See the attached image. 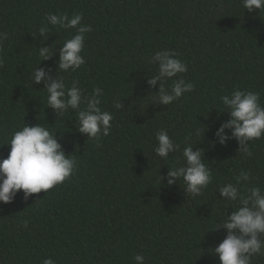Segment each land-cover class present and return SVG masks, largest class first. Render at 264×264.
Listing matches in <instances>:
<instances>
[{"label": "trees", "instance_id": "obj_1", "mask_svg": "<svg viewBox=\"0 0 264 264\" xmlns=\"http://www.w3.org/2000/svg\"><path fill=\"white\" fill-rule=\"evenodd\" d=\"M77 13L92 28L81 53L85 64L56 73L59 49L76 30L53 27L46 18ZM46 24L47 39L39 35ZM0 33L8 37L0 44V160L24 122L52 128L66 156L78 160L73 176L47 193L25 201L21 190L11 203H0V264L47 258L54 264H136L137 254L145 264H220L213 250L226 232L211 230L236 205L221 199L218 188L235 183L243 170L251 177L246 187L264 189V137L250 143L251 157L237 154L235 139L212 143L230 118L218 112L225 110L222 96L254 91L264 104V9L250 13L243 0H0ZM50 46L56 52L40 67L53 78L56 73L66 87L79 81L85 97L102 89L100 107L114 117L108 136L87 140L72 110L56 115L46 109L44 85H33L29 75L40 62L38 48ZM165 49L187 64L173 80L195 88L157 106L159 88L147 79L158 68L151 57ZM172 82L164 83L169 91ZM116 101L124 107L116 110ZM161 130L179 145L167 161L153 149ZM188 143L204 150L213 173L195 198L184 193L182 181L167 186L168 167L184 163ZM252 264H264V255Z\"/></svg>", "mask_w": 264, "mask_h": 264}, {"label": "clouds", "instance_id": "obj_2", "mask_svg": "<svg viewBox=\"0 0 264 264\" xmlns=\"http://www.w3.org/2000/svg\"><path fill=\"white\" fill-rule=\"evenodd\" d=\"M243 7L250 13L261 10L264 9V0H243ZM46 19L53 27L76 30V34L65 40L59 49L56 73L78 70L85 64L81 53L85 34L92 31L91 26L82 23L83 16L80 13L71 17L67 14H49ZM49 31L46 24L39 29V35L47 39ZM7 38L6 33H0V44ZM52 46L38 48L40 62L29 75L33 85H44L42 91L47 94L46 109H53L56 115L72 110L78 125L76 130L86 135L87 140L98 141L101 137L108 136L114 117L111 112L100 107L102 89L96 88L91 96L85 97L79 81L74 80L71 87H66L64 80L56 73V78H53L49 70L40 67L42 61L50 59L56 52L57 47L53 51ZM3 63V58L0 57V67ZM150 63L158 65L154 75L147 79L149 87L159 88L154 100L157 106L170 105L184 94L194 91L193 83L184 79L173 80L178 74L187 72V64L178 59L175 52L167 49L157 51ZM168 80L173 81L170 91L164 86ZM260 101L258 92L247 90L237 89L230 96H222L221 102L225 110L218 112L227 113L230 118L218 128L216 140L212 143L225 145L227 141L235 139L239 144L237 154L251 157L253 152L250 143L264 137V104ZM113 107L119 110L124 105L121 101H116ZM50 129L52 128L39 124L29 126L24 122L20 130L13 133L11 140L5 143L10 146V152L6 159L0 160V203H11L21 190L25 201L32 194L41 191L47 193L78 170L77 158L74 155L66 156L56 133L53 134ZM226 130L230 135L226 134ZM200 134L201 130L197 129L196 135ZM155 140L154 153L165 161L170 154L179 150V145L170 138L166 130L157 132ZM182 157V165L173 163L168 167L167 186H180L182 181L184 193L193 198L203 195L204 190L213 182L212 169L205 163L204 150H194L191 143H188L182 150ZM159 177L161 183L165 178ZM250 179V174L241 170L235 183H226L218 188L221 199L236 205L232 207L235 211L231 215H227L225 211L219 218L220 223L216 221L211 230L223 229L226 232L225 238L213 250L220 264H252L254 256L264 255V189L259 186L246 187ZM134 259L136 264H145L143 255L137 254ZM43 264H54V261L47 258L43 260Z\"/></svg>", "mask_w": 264, "mask_h": 264}]
</instances>
